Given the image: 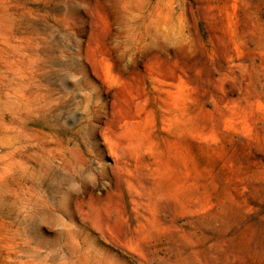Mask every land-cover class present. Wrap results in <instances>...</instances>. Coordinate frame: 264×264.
Returning a JSON list of instances; mask_svg holds the SVG:
<instances>
[{
    "label": "rangeland",
    "instance_id": "obj_1",
    "mask_svg": "<svg viewBox=\"0 0 264 264\" xmlns=\"http://www.w3.org/2000/svg\"><path fill=\"white\" fill-rule=\"evenodd\" d=\"M0 264H264V0H0Z\"/></svg>",
    "mask_w": 264,
    "mask_h": 264
}]
</instances>
